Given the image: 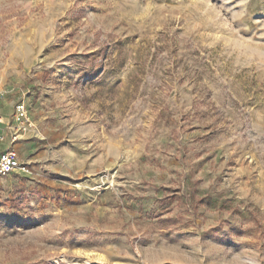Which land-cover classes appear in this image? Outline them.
Instances as JSON below:
<instances>
[{
    "label": "rangeland",
    "instance_id": "1",
    "mask_svg": "<svg viewBox=\"0 0 264 264\" xmlns=\"http://www.w3.org/2000/svg\"><path fill=\"white\" fill-rule=\"evenodd\" d=\"M12 88L0 264H264V0H0Z\"/></svg>",
    "mask_w": 264,
    "mask_h": 264
},
{
    "label": "crops",
    "instance_id": "2",
    "mask_svg": "<svg viewBox=\"0 0 264 264\" xmlns=\"http://www.w3.org/2000/svg\"><path fill=\"white\" fill-rule=\"evenodd\" d=\"M14 88L5 91L7 94L0 98V155L13 145L12 136L17 125L15 114L18 107L21 104L28 105L26 94L19 91L13 92Z\"/></svg>",
    "mask_w": 264,
    "mask_h": 264
},
{
    "label": "built area",
    "instance_id": "3",
    "mask_svg": "<svg viewBox=\"0 0 264 264\" xmlns=\"http://www.w3.org/2000/svg\"><path fill=\"white\" fill-rule=\"evenodd\" d=\"M4 94L5 92L2 95L0 94V98ZM15 120L17 125L15 127V133L12 136V144L18 140L20 132H25L32 127L29 112L24 104H21L18 107L17 113L15 114ZM17 171L28 172L26 167L19 164L16 152L11 147L8 151L0 155V174L6 175Z\"/></svg>",
    "mask_w": 264,
    "mask_h": 264
}]
</instances>
